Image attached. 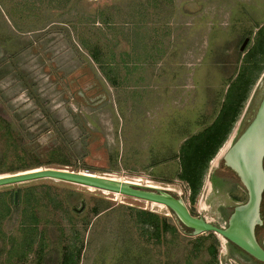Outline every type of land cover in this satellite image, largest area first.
<instances>
[{
  "label": "rangeland",
  "instance_id": "374dc122",
  "mask_svg": "<svg viewBox=\"0 0 264 264\" xmlns=\"http://www.w3.org/2000/svg\"><path fill=\"white\" fill-rule=\"evenodd\" d=\"M199 10L204 56L193 67L191 49L188 70L170 69L161 58L159 27L169 21L171 41L188 33ZM153 32L150 60L143 40L152 41ZM243 35L264 51V0H0V176L37 168L141 176L179 196L192 215L224 226L246 193L222 155L214 167L211 161L244 130L250 97L192 201L174 156L236 99L250 73L241 59ZM98 54L106 65L94 60ZM144 57L149 65L136 67ZM144 68H156L152 79L115 74ZM238 70L243 75L231 81ZM115 77L123 87L112 86ZM115 92L125 106H118L124 100L114 99ZM142 93L152 96L132 109L126 97ZM35 153L49 163L28 167ZM211 175L224 177V184L207 185ZM142 210L155 219L141 221ZM166 223L176 222L164 206L62 180L1 186L0 264H249L215 234L212 255L207 232L190 235L178 226L172 233ZM255 234L264 244L263 228L256 226Z\"/></svg>",
  "mask_w": 264,
  "mask_h": 264
},
{
  "label": "water",
  "instance_id": "95a60500",
  "mask_svg": "<svg viewBox=\"0 0 264 264\" xmlns=\"http://www.w3.org/2000/svg\"><path fill=\"white\" fill-rule=\"evenodd\" d=\"M245 43V42H244ZM264 155V98L257 111L238 137L223 152L224 164L232 169L242 184L246 199L233 207L224 226L215 225L203 216H194L183 200L169 190L122 182L105 176H95L80 171L44 168L0 176V187L37 179L51 178L70 183L91 186L99 190L117 192L129 197L162 203L187 228L191 235L206 232L231 242L249 256L264 263V247L255 237L259 223V207L264 189L262 157ZM14 202L16 192H14Z\"/></svg>",
  "mask_w": 264,
  "mask_h": 264
},
{
  "label": "trees",
  "instance_id": "16d2710c",
  "mask_svg": "<svg viewBox=\"0 0 264 264\" xmlns=\"http://www.w3.org/2000/svg\"><path fill=\"white\" fill-rule=\"evenodd\" d=\"M245 73V72H244ZM239 75H243L240 73ZM243 77V76H242ZM248 78V77H247ZM244 78V80L240 81L239 83V93L237 94V97L235 100L229 101V103L224 104L220 107L216 117L213 119V121L210 123L207 128L200 132L199 134H196L190 138H188L183 146L179 150V155L174 156L177 157L179 160V173L178 178L181 180H184L187 182L188 189L190 192V199L191 201L194 200V197L196 196L197 192L199 191L202 177L204 174V171L206 170L208 161L215 155L221 144L226 139L231 126L236 119V116L238 114V111H240V106L243 103V100L245 98V92L244 89L247 90L246 85L248 79ZM229 88L227 89L225 95L228 96ZM244 92V96H242ZM227 98L223 101L225 103ZM23 152H26L23 150ZM28 167H38L42 164H46L49 162H41L38 159V155L32 154L28 156ZM20 166H15L14 168H11V170H20ZM23 169V168H22ZM38 169H44V168H37ZM2 176V175H1ZM164 181H168L167 179H161ZM15 203V202H14ZM176 223H166L165 227L171 229L170 231L173 233L177 230V227L181 228L185 231V233L191 235V229L185 227L175 216L174 214L169 211ZM141 216L143 217L141 221H151L150 219L154 220L155 216L151 212L142 210L140 212ZM153 225V224H152ZM158 224H155L156 230ZM206 236L210 237L213 242V246L209 249L210 253L213 255L215 252V247L218 243L217 238L212 232H207ZM229 245H231V248L238 249L245 257L252 258L247 253H245L243 250L232 244L231 242L227 241ZM256 261V260H255Z\"/></svg>",
  "mask_w": 264,
  "mask_h": 264
},
{
  "label": "crops",
  "instance_id": "0c3cea01",
  "mask_svg": "<svg viewBox=\"0 0 264 264\" xmlns=\"http://www.w3.org/2000/svg\"><path fill=\"white\" fill-rule=\"evenodd\" d=\"M197 13L194 16V21L191 22V23H193L191 25V29L188 28L189 29L188 33H185L184 30H182L181 32H179L177 34L176 38L175 37L173 38V36L171 35V39H173L171 41L169 39V33L171 31V28L169 27V21H164V23L161 24V26L159 27V28H161V32L159 34L157 33L159 37L156 36V38L161 41V58H165L167 60L168 64L170 65V69L177 67V65H179V66L182 65L183 67H185L188 70L187 63L185 61H186L187 53L188 52L192 53L193 50H194V52H196V55H195L196 59L194 61L193 67L198 66L201 62L200 61L199 63H197L199 61V58H202V55L204 56L203 49H205V44H204L205 41L202 38L203 32H200V31H203V28L200 27L201 26L200 21H201V17L203 14H201L202 12H200V10H199V13L198 14ZM157 31L158 30H156V32ZM161 33H163V34H161ZM153 36H154V32L152 35V41H150V37H148V36L143 40L144 45L150 51L149 52L150 60H152L153 54L151 53V46H148L147 44H150V42L153 43L155 41V37H153ZM188 36L190 37V41H187L186 37H188ZM171 42H175V43L171 45L170 44ZM191 49H192V51H191ZM92 56H93L94 60L99 64V66L106 65L107 62L104 63V61H101L102 57L99 54L97 55V57H95L94 55H92ZM147 59H148V57H144L143 59H141V61H137L138 64L136 63L135 66L136 67L138 65H140L141 67L148 66L149 63H148ZM154 62H156V66H157V64L159 63V60L157 58H155ZM107 66H110V64ZM188 66L190 67L189 64H188ZM193 67H190L189 69L191 70ZM155 69L156 68H154V71H155ZM154 71L152 72L151 69L144 68L142 70H139V69H136L134 71L128 70L127 72H124V74L122 72H115V74H119V76L122 75V76H120L121 78H124V76H128V77L130 76V78L136 79L137 76H139L140 79L150 80V79H152L151 77L153 76ZM158 72L159 71H157V73ZM109 74H113V73L110 72ZM163 74H165V72H162V74L158 75V76H160L159 79L161 78V75H163ZM188 74H189V72H188ZM167 75H168V73H167ZM185 75H187V71H186ZM109 81L113 87H118V86L123 87L122 83L119 82L118 78H116V77L109 80ZM142 90H144V89H142ZM149 95H151V94L142 93L141 95L135 96V97L128 95V97H126V99L129 101V106L133 109V108L143 107V105L148 102V97H150ZM114 99H117L118 102L120 99L124 100V102L121 101V103L118 106L119 107H122L123 105L125 106L126 103H125V97L124 96H123V98H121V95L117 94L115 92ZM155 105L158 106L157 104H155ZM115 107H117V106L115 105ZM211 171H210V173H211Z\"/></svg>",
  "mask_w": 264,
  "mask_h": 264
},
{
  "label": "flooded vegetation",
  "instance_id": "af4514ba",
  "mask_svg": "<svg viewBox=\"0 0 264 264\" xmlns=\"http://www.w3.org/2000/svg\"><path fill=\"white\" fill-rule=\"evenodd\" d=\"M246 44H249V46L248 47L245 46ZM240 47L242 48V50L244 49V52H245V53L243 52L242 55H241V59H244V64L243 65H244V67H246V70L247 69L250 70V73L245 76V78L248 77L247 78L248 81H247L246 88L247 89L249 88L248 89L249 93H248L247 97L244 99V101L247 100L248 97H250L248 106L250 105L249 111L251 112L250 113V117H248L246 119V120H248L247 124L245 126V128H246L247 125L252 120V118L254 117L260 102L264 98V51H260L258 49L255 50L254 44H252V42L250 41V37L248 35H243ZM256 53H258L257 59L254 58ZM246 70H245V72H246ZM239 74H240V71L238 70V72L233 77V79H230V80L233 81L235 79V77H237ZM251 79H253V80L251 81ZM228 88H229V86L227 87V89ZM251 97H252V99H251ZM244 101H243V104H244ZM252 103H253V107H252ZM261 164H262V169H263V172H264V155L262 157ZM230 170L238 178L237 174L232 169H230ZM224 180H225L224 177H219L217 175H214V176L211 175L209 182L211 184V187L216 189V188H219L220 186H222L224 184ZM238 180H239V178H238ZM230 213H229V215H230ZM259 213H260L259 214L260 220H259V223L256 226H259L261 229L263 228V230H264V189H263L262 194H261ZM229 215H228V217H229ZM255 237H256L257 241L259 242V244L264 247V244L262 243V240H261V236L258 237V235L255 234ZM230 253L232 255H238L242 260L245 259L246 262L249 263V264H251V263L264 264L263 262H260V261H257V260L255 261V260H253L251 258L245 257L236 248H232L230 250Z\"/></svg>",
  "mask_w": 264,
  "mask_h": 264
},
{
  "label": "bare ground",
  "instance_id": "6f19581e",
  "mask_svg": "<svg viewBox=\"0 0 264 264\" xmlns=\"http://www.w3.org/2000/svg\"><path fill=\"white\" fill-rule=\"evenodd\" d=\"M223 152H224V150H223V148H221V150L219 151V153H217L216 157L211 161L213 167L217 164V160H218L219 156L223 155L222 154ZM38 170H41V169H38ZM81 173H87V171H85V172L84 171H81ZM95 176H97V175H95ZM115 180H119V181H122V182H130V183H134V184H140V185H143V186H151V187H155V188H157V187L158 188H162L160 186L155 185L152 179L142 178L141 176H133V175L132 176H128V175H123L119 179H115ZM208 184H209V181H207V185ZM79 185H81V184H79ZM83 186H85V185H83ZM87 187H91V186H87ZM91 188H94V187H91ZM103 191H106V190H103ZM174 191L175 192H178V193L181 192V190H174ZM106 192H109V191H106ZM110 193L121 194V193H117V192H110ZM121 195H123V194H121ZM131 198H134V199H137V200H142V199L135 198V197H131ZM142 201H148V200H142ZM148 202H150L152 204L161 205V206L166 207L164 204L159 203V202H155V201H148Z\"/></svg>",
  "mask_w": 264,
  "mask_h": 264
}]
</instances>
